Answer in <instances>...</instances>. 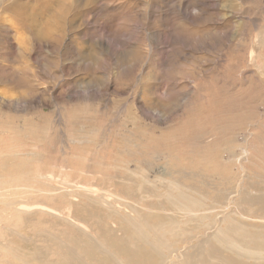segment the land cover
I'll list each match as a JSON object with an SVG mask.
<instances>
[{"label":"rangeland","instance_id":"rangeland-1","mask_svg":"<svg viewBox=\"0 0 264 264\" xmlns=\"http://www.w3.org/2000/svg\"><path fill=\"white\" fill-rule=\"evenodd\" d=\"M133 250L264 264V0H0V264Z\"/></svg>","mask_w":264,"mask_h":264},{"label":"bare ground","instance_id":"bare-ground-1","mask_svg":"<svg viewBox=\"0 0 264 264\" xmlns=\"http://www.w3.org/2000/svg\"><path fill=\"white\" fill-rule=\"evenodd\" d=\"M184 196V195H183ZM186 198V197H185ZM190 200V199H189ZM185 201V200H184ZM179 202L181 203H183V199H181V200H179ZM187 202V201H186ZM140 226V225H139ZM145 228V227H144ZM146 229V228H145ZM140 230H142V229H140ZM152 231H154V230H152ZM155 231H156V229H155ZM154 231V232H155ZM220 231V230H219ZM223 231V230H222ZM226 230H224V233H225V235H226V232H225ZM153 232V233H154ZM144 233V232H143ZM147 233V232H146ZM156 233V232H155ZM220 233H223V232H219V234H217L218 236L220 235ZM223 233V234H224ZM148 234V233H147ZM150 234V233H149ZM148 234V235H149ZM142 235V234H141ZM156 235V234H155ZM164 235V234H163ZM225 235H223V236H225ZM143 236H145V235H143ZM160 236V235H159ZM162 236V235H161ZM150 237H151V235H150ZM163 237V236H162ZM219 237H222V236H219ZM141 238H142V236H141ZM149 238V237H148ZM155 238V240L157 239L156 237H154ZM150 239V238H149ZM152 239H153V237H152ZM151 239V240H152ZM224 239V237L222 238V240ZM141 240V239H140ZM143 240V239H142ZM150 240V241H151ZM154 240V239H153ZM162 240H164V239H162ZM144 242H146L145 240H143ZM156 241H158V240H156ZM160 241H161V238H160ZM159 241V242H160ZM148 242V241H147ZM153 242H155V241H153ZM164 242V241H163ZM148 245V244H147ZM158 245V244H157ZM161 246V245H160ZM159 246V247H160ZM143 247V246H142ZM142 247L140 248V249H142ZM147 247V246H146ZM97 248V247H96ZM137 248V247H136ZM155 249H157V248H155ZM100 250V249H99ZM136 250V249H135ZM144 250H145V248H144ZM143 250V251H144ZM153 251V250H152ZM93 252V251H92ZM95 252V251H94ZM93 252V253H94ZM131 252V251H130ZM132 252H135L134 250L132 251ZM131 252V253H132ZM123 253V252H122ZM155 252L153 251V253L152 254H154ZM158 253V252H157ZM119 254H121V252L119 253ZM90 255H91V253H90ZM123 255H124V253H123ZM122 255V256H123ZM130 256H127L125 259H127V262L124 260V263H127V264H148L149 263V261H152L153 262V260L151 259V257L149 256V255H146V254H142L141 253V251H139L138 250V252H135L133 255L132 254H129ZM121 256V255H120ZM94 257V256H93ZM90 258V257H89ZM121 258H123V257H121ZM94 259V258H93ZM154 259V258H153ZM189 259V258H188ZM105 260V259H104ZM191 260V259H190ZM103 261V260H102ZM120 262H121V259H120ZM183 262V261H182ZM184 262H185V260H184ZM185 263H187V262H185ZM189 263H192V261L191 262H189ZM194 263H196L197 264V262H194ZM123 264V263H122ZM150 264H151V262H150Z\"/></svg>","mask_w":264,"mask_h":264}]
</instances>
